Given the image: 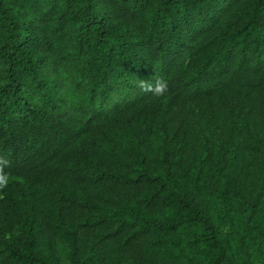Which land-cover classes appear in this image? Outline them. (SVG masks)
Instances as JSON below:
<instances>
[{
	"label": "trees",
	"instance_id": "16d2710c",
	"mask_svg": "<svg viewBox=\"0 0 264 264\" xmlns=\"http://www.w3.org/2000/svg\"><path fill=\"white\" fill-rule=\"evenodd\" d=\"M0 264H264V0H0Z\"/></svg>",
	"mask_w": 264,
	"mask_h": 264
},
{
	"label": "clouds",
	"instance_id": "9594fccd",
	"mask_svg": "<svg viewBox=\"0 0 264 264\" xmlns=\"http://www.w3.org/2000/svg\"><path fill=\"white\" fill-rule=\"evenodd\" d=\"M164 88H165V86H164V85H160V86H158V87H157V89H156V91H157V94H160V93H162V92H163V90H164Z\"/></svg>",
	"mask_w": 264,
	"mask_h": 264
}]
</instances>
